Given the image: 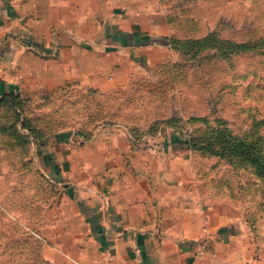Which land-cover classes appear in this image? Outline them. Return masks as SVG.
Listing matches in <instances>:
<instances>
[{
    "label": "rangeland",
    "instance_id": "374dc122",
    "mask_svg": "<svg viewBox=\"0 0 264 264\" xmlns=\"http://www.w3.org/2000/svg\"><path fill=\"white\" fill-rule=\"evenodd\" d=\"M159 8L166 34L156 41L169 49L146 76L110 91L66 82L0 95V264H79L65 252H83L70 163L81 157L61 149L62 161L53 147L66 132L81 152L103 128L123 129L132 150L166 153L185 186L239 207L264 259V0Z\"/></svg>",
    "mask_w": 264,
    "mask_h": 264
},
{
    "label": "crops",
    "instance_id": "0c3cea01",
    "mask_svg": "<svg viewBox=\"0 0 264 264\" xmlns=\"http://www.w3.org/2000/svg\"><path fill=\"white\" fill-rule=\"evenodd\" d=\"M163 14L159 0H0V95L126 86L166 58ZM101 134L81 152L69 133L55 139L62 161L61 149L81 157L71 179L87 225L72 234L82 254H65L79 264H264L239 207L185 186L172 157L132 150L123 129Z\"/></svg>",
    "mask_w": 264,
    "mask_h": 264
},
{
    "label": "trees",
    "instance_id": "16d2710c",
    "mask_svg": "<svg viewBox=\"0 0 264 264\" xmlns=\"http://www.w3.org/2000/svg\"><path fill=\"white\" fill-rule=\"evenodd\" d=\"M7 95H8V94H7ZM12 97H13V96H12ZM30 129H31V128H30ZM16 132H17L18 135H20V133H19V131H18L17 129H16ZM41 143H42V144L44 143V141H42V138H41ZM192 144L194 145V143L190 142V146H191Z\"/></svg>",
    "mask_w": 264,
    "mask_h": 264
}]
</instances>
